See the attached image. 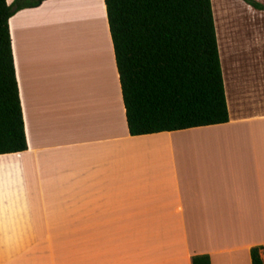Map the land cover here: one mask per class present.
<instances>
[{
	"label": "crops",
	"instance_id": "obj_1",
	"mask_svg": "<svg viewBox=\"0 0 264 264\" xmlns=\"http://www.w3.org/2000/svg\"><path fill=\"white\" fill-rule=\"evenodd\" d=\"M253 1L261 8L215 9L227 121L134 136L103 0H44L9 17L26 148L0 154V264L202 253L250 264L264 245V0Z\"/></svg>",
	"mask_w": 264,
	"mask_h": 264
},
{
	"label": "trees",
	"instance_id": "obj_2",
	"mask_svg": "<svg viewBox=\"0 0 264 264\" xmlns=\"http://www.w3.org/2000/svg\"><path fill=\"white\" fill-rule=\"evenodd\" d=\"M44 0H0V154L26 148L8 19ZM255 8L253 0H242ZM127 133L227 121L210 0H103ZM264 245L249 248L264 264ZM190 264H210L193 254Z\"/></svg>",
	"mask_w": 264,
	"mask_h": 264
},
{
	"label": "rangeland",
	"instance_id": "obj_3",
	"mask_svg": "<svg viewBox=\"0 0 264 264\" xmlns=\"http://www.w3.org/2000/svg\"><path fill=\"white\" fill-rule=\"evenodd\" d=\"M5 1L7 4H9L11 2V0H5ZM97 1L98 0H92V5L95 4ZM240 5H242L241 0H210V7H211V13H212V17H213V22H214L215 9H219V7H221V8H224L225 10H228V12L230 14L233 13L235 15L236 6H240ZM63 23L67 24V21H65V19L63 20V17H62V22L59 23V27L56 28L55 35H54L55 42L57 43V48H59V51H61L60 47L62 46V41L65 42L66 38H67L65 30H64L65 27H64ZM71 28H72V24H71ZM101 34H102V38H104L103 42H106V37L104 36V32L101 31ZM99 36L101 37V35H99ZM100 43H101V40H100ZM102 44L105 47V43H102ZM56 53H57V51H56ZM221 66L222 65L220 63V68H221ZM221 73H222L221 75L223 76V70ZM224 89H225V87H224ZM226 97H227V101H228V95H226ZM262 253H264V251ZM263 259H264V257H263Z\"/></svg>",
	"mask_w": 264,
	"mask_h": 264
}]
</instances>
